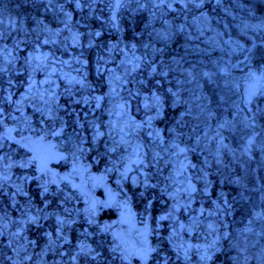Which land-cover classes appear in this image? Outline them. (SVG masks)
Instances as JSON below:
<instances>
[{
    "label": "trees",
    "instance_id": "16d2710c",
    "mask_svg": "<svg viewBox=\"0 0 264 264\" xmlns=\"http://www.w3.org/2000/svg\"><path fill=\"white\" fill-rule=\"evenodd\" d=\"M56 13L68 16L72 32H54V28L61 24ZM0 19L7 21L0 26L3 34L0 40L2 121L6 122L4 118L13 115L14 125L28 120L48 134L59 126L74 130L76 134L71 137L77 142V149L87 148L86 152L88 148L94 150L95 144L104 145L97 157L99 163L94 166L101 176L107 173V162L117 165L113 160L117 149L113 152L108 141L114 136L111 135L115 120L119 118L117 115H123L124 122L130 119L131 125L140 123L141 130H137L140 146L148 145L147 158L144 159L147 168H143L136 183L132 184L131 179L136 177H130V168L125 163L128 182L117 194L124 196L126 189L131 193L132 201L127 204L118 198L119 207L124 214L127 213L125 216L136 214L140 222L147 225L145 234L149 243L145 234L135 238L126 231H117L121 223L115 221L117 216L106 207L100 216L94 214L95 225L91 227L93 236L88 239L91 244L88 253L77 255L73 264H236L238 241L247 237V222L259 206H254L246 214L244 206L237 200L239 190L229 184L220 186L218 175L206 168L200 170L199 156L192 159L191 170H186V163H182L185 154L180 151L190 150L191 154L194 151L179 141L172 143V140L191 131L201 109L204 113L207 107L210 112L222 115L217 95L220 92L228 105L225 117L230 122L232 138L242 136L241 123L247 116L246 112L239 111L233 118V107L243 106L245 111L254 115L247 123L262 135L253 157L255 160L262 158L257 151L264 148V92L257 94L251 106L237 102L232 106L230 94L221 89L215 76L218 77V68L225 58L223 41L248 46L255 33L247 34L253 31L261 33L258 40L264 38V0H0ZM248 24H259V27L251 28ZM67 34L68 39L65 38ZM257 43L252 51L246 49L253 66L252 73L254 69H264V44ZM4 50L9 52L3 53ZM38 56L39 60L36 59ZM207 73L211 74L210 77ZM46 77L51 79L41 87L37 85V81ZM191 78V83L186 84ZM71 82L76 83L71 85ZM201 83L203 96L196 101L195 92L200 90ZM32 92L36 93L33 97ZM117 92L120 101H114ZM144 98L152 102L142 105L140 100ZM110 109L116 112L112 119L109 118ZM83 123L86 126L80 132L78 125ZM4 131L0 124V174H3V164L9 157L22 159V163L26 161V153L21 148L1 137ZM142 131L154 135L146 139L147 132ZM53 132L49 140L59 141L57 145H64V149L70 152L73 148L71 140L65 136L58 139ZM245 132L248 134L251 129ZM153 137L157 139L155 149L161 150L163 146L165 152L169 151L166 155L169 162L162 169V180L157 187L154 183L146 186L144 182L148 177H159L158 173L148 172L157 163L149 148ZM2 141L6 142L4 148H1ZM169 144L178 147L173 154L168 150ZM165 161L156 167L160 168ZM193 167L199 170L196 178L186 177L190 180V190L194 189L195 206L179 216L174 215L171 227V222L167 221L169 215L159 216L160 212H170L169 194H173L171 182L179 178L176 174L181 171L180 177L183 178L187 172L193 173ZM23 171L27 169L19 168L12 174L21 178ZM101 180L98 179L104 183L105 178ZM111 182L105 186L110 190L114 186ZM24 187V184L20 187L4 184L0 178V264H69V257L52 253L57 250L55 246L50 251L44 248L46 244L51 246L61 242L54 238L55 224H51L53 215L63 217L60 214H63L62 209L55 201L42 208L41 213L40 208L26 213L37 216L33 222L25 221L24 229L21 221L14 219L17 214L11 212V203L27 201L29 196L40 199L39 191ZM108 188L98 194L101 199L109 198L105 200L106 204L111 196L117 197ZM261 194L264 196V191ZM13 195L14 201L11 199ZM213 200L218 202L221 216L211 219L203 216V220L200 218L197 222L196 211H200V206L206 210ZM251 201L259 204L261 199L255 197ZM8 217L14 221L12 231L10 226L7 229L2 224ZM209 222L213 223L212 227ZM202 223L206 224L204 228ZM15 224H18L17 229H14ZM205 228L211 229L210 233ZM254 234L255 231L251 233ZM75 240L72 238L69 243H73L71 248L81 244ZM66 246L63 248L70 251ZM42 249L49 255L42 257ZM136 251L142 255L138 257Z\"/></svg>",
    "mask_w": 264,
    "mask_h": 264
},
{
    "label": "rangeland",
    "instance_id": "374dc122",
    "mask_svg": "<svg viewBox=\"0 0 264 264\" xmlns=\"http://www.w3.org/2000/svg\"><path fill=\"white\" fill-rule=\"evenodd\" d=\"M56 14L58 15L57 17H59L58 22H61V24H59V26L56 28L53 27L54 32L56 34H60L62 32L66 33L67 30L72 32L69 27V21L67 19L68 16H65V14L63 13ZM0 20L3 21L0 26H3L7 23V21L4 19ZM248 27L256 29L259 27V24H248ZM50 31H53V29H50ZM251 33L255 34L251 36V40L249 41L248 46H245L244 43L242 44L233 41H223L222 43V51L224 50L225 52V58L218 68V77L215 76V81L218 85H220L221 89H223L224 92H228L230 94L229 99L232 106L234 105V102H237V104H245L251 106L257 94L260 92H264V69H260L259 71L257 69H254V73H252L253 66L250 61V55L248 51H246L247 48L252 51L254 46L258 44L257 42H261L262 44H264V38L258 40V38L261 37V33L258 31L248 32L247 35H250ZM72 36H75V34H73ZM219 37H221V35ZM65 38H69L68 34L65 36ZM247 39L248 38H245V40ZM61 43L63 46H65L64 42ZM7 52L9 51H3V53ZM206 75L210 77L211 74L207 73ZM50 79L51 77H46V79L37 81V85L41 87V84L43 85V83ZM191 81L192 78L188 80L186 84L191 83ZM111 82L114 84V79H112ZM75 83L76 82H71V85ZM202 87L203 83L200 84V90L198 92H195L194 98L196 101H198L200 97L203 96L201 89ZM35 94V92L30 93L32 97L35 96ZM119 94L120 93L117 92V94L115 95V99L117 100L114 101H120L121 98L118 97ZM220 94L221 93L219 92L217 95H219L218 105L222 108V115L217 114V112H210L207 107L205 108L204 113L203 109H201V112L197 115L198 121L193 123L191 131L174 137L172 143L179 141L182 146H185L188 149H192L194 151L193 154L190 153V150H188L187 152L185 150L180 151L182 154H185L182 163H186V170H191L192 159L199 156L201 162V165L199 166L200 170H205L204 168H206L207 170H210L213 175H218L220 186L229 184L239 190L237 194V200H240L241 204L244 206L246 214H248L254 206H259L257 210L253 212V216L251 217V219H249L247 222V237H243L238 241L240 247L237 249L238 253L236 254L235 263L264 264V206L262 205L264 196L263 194H261L264 191V148L259 149L260 147H258L259 150L257 151V153H260L262 158H258L257 160H255L253 157L258 142L260 141V136L262 134H260V132L257 133V131L251 128L247 123V121L251 120L254 115H252L251 113L249 114L247 111H245L243 106L242 108L236 106V108L233 107L232 109L234 110L232 113L233 118L237 117L239 111L240 113L246 112L247 116H244L241 123L242 130L240 132L243 133L242 136L239 139H235L234 137L232 138V133L230 132L231 129L229 127L230 122L226 121L225 117L228 105L226 106V99ZM37 95L45 98L43 94L37 93ZM29 98L30 97L27 96V99ZM35 100L36 99H34V101ZM122 101L124 103L129 102V100ZM140 101L142 102V105L152 102L148 98L141 99ZM146 106L147 105H145V107ZM110 110L111 112L109 113V118L112 119L113 116H115L116 112H113L112 109ZM117 116L119 118L115 120V129L113 130L111 135L114 136L111 139L108 138V141L110 143L109 145L112 146V151L115 152L114 149H117L115 156L113 157V160L117 163V165H113L112 161L107 162L106 171L109 175L106 173L105 176H101L96 172L94 166L99 163V160L97 161V157L102 152L101 150L102 147L104 148V145L98 146L95 144L94 150L88 148L87 152V148L81 150L77 149V142H75V140L71 137V135L76 134V131L69 129L64 130L62 126L55 127V129L52 130L55 131L52 133V135H58V139H63V136H65L73 143V148L70 152H67L64 149V145H57L59 141H57V143H55V141L50 142L52 141V139L49 140L52 131L49 134L47 131H41L38 128L34 127L28 120H23L24 122H18V124L14 125L15 118H13V115L12 117L9 115L8 119L4 118V120L6 121L4 122L2 121L0 115V124H2L5 129V131L1 133V137L3 139L9 136L8 133L15 132L19 137L23 139V142L25 144L24 146H27L30 149H32V147L37 148V146H43V148L50 150L52 156L56 160L60 158L61 154H63L64 156L66 155L67 158L65 159L63 171H65L67 176H70V173H72L76 174V177L78 178L79 174H82L84 171L91 170L96 174V177L99 179V181L101 180V178H105L104 183H100L98 181L100 185L94 183L92 188H89L88 184L83 181V178L80 179V177L76 180H70L69 177L67 178L66 182L62 180V177H50L49 179H38L35 177L30 179V173L28 174V170L29 165H32L33 161H30V158L29 156H27V154L25 155L26 161H24L23 163L22 159L20 161L14 156H11L3 164L4 175L0 174V178L4 182V184L9 183V185H12L14 187H20L24 184L25 187L28 186V188H31V191H39L40 194V199H32L30 198L28 192L29 200H19L18 202L11 203L10 210L12 213L17 214L14 219H19L21 221L20 224L22 229H24L25 221L33 222L36 220L37 215H27L31 209L40 208L39 213H41L42 208L51 205L54 201L56 202V205L62 209L63 214H60L63 217L61 218L60 216L53 215L54 220L52 219L53 221H51L52 225L53 223L55 224L53 232L56 236L54 238L60 239L61 242H59L58 245L52 244L51 246L46 244L44 248H48L50 251L54 250L53 247L55 246L57 250H54L52 253L56 254L57 252H59L61 256H67V258L69 257V264H73L76 262L77 255L83 254L84 252L88 253L87 250L91 247L88 239L93 236L91 227L95 225V221L93 220L95 218L94 214L100 216V214L104 213V210L106 211L104 207L105 202L102 203L98 195L100 194V191L104 190V188H108L105 186H109L108 184L112 180L111 183H113L114 186H112L111 190L115 195H117V197L122 198L124 204H127V202L132 201L131 193L127 191L128 189H126V192H123L124 196H119V193L117 194L119 189H124V185H126V183L128 182L129 175H127L128 172L125 170V163H127V167L130 168V177H136L135 179H131L130 183L132 184L136 183L137 177L142 173L143 168H147L145 166L144 159L147 158L146 153L148 150V145H144L141 147L138 139L139 134H137V130H141L139 129L140 123L131 125V123L129 122L130 119L127 122H124L122 118L123 115L119 114ZM85 126L86 124L84 123L81 126L78 125V130L82 132ZM121 129L123 131H121ZM250 129L251 132H248V134H246L245 131ZM9 130L11 131L9 132ZM149 132L150 131L146 133V139L154 135L151 133V136L148 135ZM124 134L128 136L126 137ZM4 140L9 143L6 139ZM5 141L1 142V148L6 147V144H4L6 143ZM249 141H251V143H249ZM155 143H157V139L156 137H153V139L149 143V148L152 150L157 163L154 164L152 169L150 168L151 171L148 172L149 174L158 173L159 177H148L147 179H144V182L146 186L154 183L157 187L160 183L159 180H162V169H164V166H166V164L169 162V159L167 160L166 156L169 151L165 152L163 146L161 150L155 149ZM9 144L7 146H10ZM56 145L58 149H56ZM114 145L118 146L114 147ZM174 149L177 150L178 147L175 144H169L168 150H170L171 154L175 152ZM89 153H91L90 156ZM77 156L79 159L77 160V162H74L76 159L75 157ZM55 159L54 162H56ZM164 159H166V161L160 166L161 169L157 168L156 165L160 164V162ZM176 163L177 162H174V164ZM91 164H93V166H91ZM252 165L253 169L251 168ZM19 168L27 169V171L22 172L21 178H19V175L17 174H12L13 171L15 172ZM31 170H34V168H31ZM181 173L182 172L179 171L176 174L179 178L171 182L173 194H169L168 207L170 212L165 213L164 211H162L159 215H166L167 217L169 215V218H167V221H169V223L171 222V218L174 215L179 216V214H183V212L187 210V208H192L193 206H195V198L194 195H192L193 190H190V180H187V177H192L195 179L196 175L199 173V170H197L196 167H193V173L187 172V174L183 178L180 177ZM258 173L262 174L263 176H259ZM83 174H85V172ZM228 179H230V182H228ZM3 189L6 194H8L7 189ZM186 189L188 191H186ZM253 193L256 194L254 195ZM255 197H259V199H261V202L259 204L251 201L254 200ZM11 199L12 201H14L15 196L13 195V198L11 196ZM212 202L213 203L206 210H203V206H200V211H196L195 218H197V222L198 220H200V218L201 220H203V216L209 217L210 219L221 216V208L218 202H216L215 200H213ZM115 215L117 216L115 221L117 223H121L116 230L124 231L126 228L129 229V224L125 223V219L127 218H124L122 215H120V213H116ZM33 218L35 219L33 220ZM128 218L129 221H132L131 216H128ZM194 222L195 220L192 221V224ZM11 223H14V221H10L9 217L6 220L3 219L2 222V224H4L7 229H9L8 226H10L11 228ZM45 223H47V221H45L44 224ZM18 224H15L14 229H17ZM258 224H260V226ZM132 225L133 231L129 230V234L137 238L138 232L136 231L138 230H135L134 223H132ZM170 225L172 227V222ZM205 225L206 224L202 223V228H204ZM209 225H211L212 227L213 223H210ZM204 230L207 233H210L211 229L205 228ZM254 231L255 234L251 235V233ZM45 232L46 235H48L49 229L47 228V231ZM10 236H13V234L10 233ZM72 238L76 239L77 241H81V244L78 247L71 248V245L73 243H69L72 241ZM79 238H81V240H79ZM145 239L149 243L150 239L148 238V236L145 237ZM64 245H67L66 247H70V251H68L70 254L63 248ZM48 255L49 252L46 251L43 253L42 249L41 256L46 257Z\"/></svg>",
    "mask_w": 264,
    "mask_h": 264
},
{
    "label": "flooded vegetation",
    "instance_id": "af4514ba",
    "mask_svg": "<svg viewBox=\"0 0 264 264\" xmlns=\"http://www.w3.org/2000/svg\"><path fill=\"white\" fill-rule=\"evenodd\" d=\"M31 145H34V144H31ZM35 146H37V145H35ZM28 149L31 151V153H33L32 157H34V159H31V161H33L36 173L37 174H41V176H37V177L38 178H44V179H49L50 177L51 178H55L56 176L54 174H51V173H49L46 170L48 168L47 165H46V162H47V160H49L51 162L50 165H49V168L55 167V168H58V169L59 168L62 169L61 165L58 166L59 162L65 163L64 160L62 159V157L60 156V158H58L56 160L54 157H51L52 153H49L48 155H46L44 149L42 151L41 148L38 147V146H37V148L36 147H32V149H30V148H28ZM37 152H38V154H37ZM53 158L56 160V162H54ZM59 173H60V171H59ZM64 173H65V171H64ZM61 176H62V180L64 182H66L67 178H69V177H70V180H72V179L76 180L77 179V177H76L77 175L76 174H72V173H70V176H67V174H63L62 173ZM32 178H34V177L31 176L30 179H32ZM82 178H83V181L88 184V180L86 179V175L81 176V179ZM130 222L131 221L127 222L129 224V226H128L129 229L128 230L133 231L132 230L133 229L132 223H134L135 230H138V231H136V232H138L137 236H141L142 232H145L146 227H147L146 224H143V223L141 224V222L137 218L134 219V222H132V223H130Z\"/></svg>",
    "mask_w": 264,
    "mask_h": 264
},
{
    "label": "snow or ice",
    "instance_id": "6c2138e0",
    "mask_svg": "<svg viewBox=\"0 0 264 264\" xmlns=\"http://www.w3.org/2000/svg\"><path fill=\"white\" fill-rule=\"evenodd\" d=\"M117 6L119 7V3L117 4ZM2 23H3V21L0 20V24H2ZM96 35H99V33H96ZM2 39H3V34L0 33V40H2ZM44 43L47 44L48 41L45 40ZM133 47H134V46H133ZM36 59L39 60L40 57L38 56V57H36ZM45 59H47V57H45ZM133 70H134V69H133ZM78 82H79V81H78ZM96 107H99V104H97ZM10 131H11V130H9V132H10ZM121 131H123V130L121 129ZM98 135H103V133H98ZM249 143H251V141H249ZM182 151H183V150H182ZM186 191H188V190L186 189ZM193 191H194V189H193ZM225 203H227V200H225ZM34 219H35V218H33V220H34ZM61 222H62V221H61ZM209 227H211V225H209ZM225 235H227V233H225ZM205 255H207V254L205 253Z\"/></svg>",
    "mask_w": 264,
    "mask_h": 264
},
{
    "label": "water",
    "instance_id": "95a60500",
    "mask_svg": "<svg viewBox=\"0 0 264 264\" xmlns=\"http://www.w3.org/2000/svg\"><path fill=\"white\" fill-rule=\"evenodd\" d=\"M12 138H14V135H12Z\"/></svg>",
    "mask_w": 264,
    "mask_h": 264
}]
</instances>
